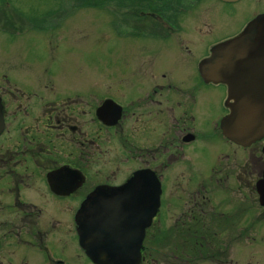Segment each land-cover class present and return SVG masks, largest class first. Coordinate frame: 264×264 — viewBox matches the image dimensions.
<instances>
[{"label": "flooded vegetation", "instance_id": "flooded-vegetation-1", "mask_svg": "<svg viewBox=\"0 0 264 264\" xmlns=\"http://www.w3.org/2000/svg\"><path fill=\"white\" fill-rule=\"evenodd\" d=\"M214 1L217 16L228 11L235 20L243 10L253 15L233 32L208 41L210 32L203 31L199 15L192 14L198 4L195 0H83V10L98 7L110 23L100 29L102 36L114 38L116 53L106 64L105 74L77 80L65 62V75L37 64L28 65L14 78L4 76L0 197L10 194L11 201L3 204L0 199V264H5L4 259L9 260L7 264H68L65 255L74 254L80 264H96L80 245L77 231L78 215L93 195L117 216L128 214L134 219L137 211L140 216H146V210L158 211L143 239L142 259L149 264L152 236L159 237L164 247L171 239L167 229L156 228L165 222L167 179L161 172L171 163L173 170L185 164L191 167L187 174L191 194L201 197L181 208L177 219L178 225L186 221L195 225L188 230L198 245L196 256L219 264H243L233 256L250 245L256 249L253 255L264 259V136L245 146L223 135L221 120L230 104L227 87L204 77L201 70L215 44L264 14L259 8L264 6L257 0ZM32 2L48 3L50 9L33 20V12L24 18L16 6H10H21L19 0H0V33L14 40L32 33H26L24 24H33V33L40 35L55 59L64 47L63 33L70 29L67 21L82 2ZM237 3H243L242 9L233 8ZM46 21L62 26L51 32ZM233 22L230 27L237 23ZM66 40L65 61L71 50ZM262 47L264 37L257 48L262 51ZM260 72L259 79L264 77V70ZM83 83L97 85L83 90ZM95 93L97 101L89 107ZM113 147L121 150L128 163L110 174ZM98 174L101 177L96 179ZM229 182L235 185L228 186ZM153 191L157 196L151 195ZM28 194L40 195V201ZM222 194L240 196V201L224 198V207L218 208L213 200ZM249 195L255 202H246ZM56 209L71 214L78 245L66 236ZM5 210L15 211L14 221L2 218ZM124 238L120 242L128 244ZM179 243L177 238L176 247ZM204 243L212 251H204ZM59 249L62 252L56 253Z\"/></svg>", "mask_w": 264, "mask_h": 264}, {"label": "rangeland", "instance_id": "rangeland-1", "mask_svg": "<svg viewBox=\"0 0 264 264\" xmlns=\"http://www.w3.org/2000/svg\"><path fill=\"white\" fill-rule=\"evenodd\" d=\"M21 6L15 4H10L11 7L16 6L18 11L22 14L24 18L27 16V12L31 11L35 15H33V20L39 19L38 13L43 12L47 9L48 3L43 2H32V0H19ZM198 2L197 5L192 9V14L199 15V27L206 31L207 33L210 32L208 36V41L213 39L218 35H223L229 32H233L236 27L238 28L242 22L253 15L251 12L244 13V10L238 14L237 18L234 20L231 18L228 11L226 12V16L224 14H217L214 12V8L217 6L214 0H195ZM259 1L260 5L264 6V0H257ZM82 5L76 13H74L70 20L67 21V26H70V29L67 30V33H63V36H66V39H69L70 43V53L66 57L64 52L67 46V40L63 38V45L64 47L61 48L59 54L55 59H52L48 52L45 50L44 45L41 42L40 35L33 33V24L26 23L24 27H28L26 33L32 32L28 35H25L20 38H16L11 40L6 34L0 33V94L3 91L2 85L4 82V76H19L20 72L24 68H28V65H37V64H46L49 66L54 73L65 75L63 70L65 67L66 62V69L68 70L69 74L74 75L77 80L85 79L90 76H100L101 74H105L107 72L106 64L113 59V55H116L112 43L114 42V38L112 39L110 36H102L101 35V28L105 26H110L107 19H104L103 11L99 10L98 7H86L83 10V0H81ZM245 4V2H244ZM240 5V6H239ZM239 7L242 9L243 3L234 4V7ZM263 8L264 7H259ZM50 9V7H48ZM191 9V8H190ZM217 9V8H216ZM219 10V9H218ZM218 10H215L218 12ZM110 10H106L105 13L108 14ZM207 16V17H206ZM42 17V15L40 16ZM206 17V18H205ZM228 18H230L228 20ZM228 20V21H227ZM65 21V22H66ZM230 21H237L235 26L230 27ZM64 22V23H65ZM47 27H51L50 31L57 32V29L62 26L60 23H49L48 21L45 22ZM227 23L229 24L228 28ZM234 23V22H233ZM41 23L35 26H40ZM31 29V30H30ZM56 29V30H55ZM24 31V32H25ZM23 33V32H22ZM70 35V36H68ZM207 36H205L206 39ZM204 39V41H205ZM21 41L22 46V56H20V48H18L17 43ZM201 41V40H200ZM203 41V42H204ZM207 41V42H208ZM13 44V47L10 45ZM20 43H18L19 45ZM204 46V45H203ZM122 53V52H121ZM123 54V53H122ZM122 63H126L125 61ZM83 75V77H81ZM12 85V84H10ZM93 85L97 84H90V83H83V90H91L93 89ZM107 85V84H103ZM97 93L91 95V99L89 100V107L91 106V102L97 101ZM99 99V98H98ZM88 107V108H89ZM91 109H93V104ZM202 110V109H201ZM192 124V123H191ZM194 126V124H192ZM4 128V124H3ZM3 130V129H2ZM218 143V142H217ZM113 152V165L108 170L110 174H114V170L121 171L122 165L128 163L126 160V156L121 152V150H116L111 148ZM185 158L188 159V156ZM102 161V158H100ZM173 163L169 164L167 168L162 169L161 173H164V176L167 179V185L165 188L164 194V223L156 226L157 229L165 228L168 231L169 242L165 245L166 247L162 246L163 244L159 243V237H153L151 240V253L152 257L149 260V264H219V261L216 259H212L209 257H198L196 256V251L198 249V245L192 237H190L191 232L190 229H194L195 225L190 222L186 221L183 224L178 225V216L180 214L181 208H184L187 204L194 203L195 197L197 199H201L200 196H194L191 194L193 191L192 186L188 183V173L191 172V167L188 165H184L182 167L177 166L176 168L171 169ZM234 162H232L230 167H233ZM182 168V169H181ZM101 174H98L95 178L99 179ZM235 182L232 184H228V186H234ZM188 186V187H186ZM190 187V188H189ZM197 191V190H195ZM1 196V195H0ZM29 198L34 199L35 201H40V195L34 196V194H28ZM4 199L0 197L3 201V204H7L11 201L10 194L2 196ZM252 196H248L246 202L252 203L255 202ZM226 202H234L235 199L237 202L240 201V196H230L223 195L216 196L213 200V203L217 205V207H224L225 201ZM230 198V199H229ZM13 199V198H12ZM223 201V202H222ZM202 202V201H201ZM209 207H211V203H208ZM188 207V205H187ZM14 210V208H11ZM15 211L12 213L8 211H4L5 218L10 221L15 220ZM55 216L60 219V225H65V234L71 240L74 239L73 245L77 244V239L75 232L70 224L71 214L69 211H63L62 209L55 210ZM165 224V226H163ZM211 228V227H210ZM189 229V230H188ZM213 230V228H212ZM210 230V231H212ZM153 232V231H152ZM181 233V236H179ZM210 233V232H208ZM153 234V233H152ZM160 233H158L159 236ZM178 238L179 244L176 247L175 240ZM157 239V240H156ZM52 241L55 244H59L58 239L56 237L52 238ZM72 244V243H69ZM162 244V245H161ZM204 251L209 252L208 245L204 243ZM210 248V247H209ZM202 250V249H201ZM247 250V251H246ZM246 250L237 253L238 256H233L234 258H238V261H242L243 264L245 262H252L253 264H260L263 262L258 253L253 255V252L256 250L254 246L248 245ZM212 251V249L210 250ZM62 250L59 249L56 253H61ZM252 253V254H251ZM199 255V254H198ZM57 256V255H56ZM201 256V255H200ZM68 260V264H80L75 258V254L73 256H66ZM6 260L5 264L9 261ZM259 262V263H258ZM145 264V263H143Z\"/></svg>", "mask_w": 264, "mask_h": 264}, {"label": "water", "instance_id": "water-1", "mask_svg": "<svg viewBox=\"0 0 264 264\" xmlns=\"http://www.w3.org/2000/svg\"><path fill=\"white\" fill-rule=\"evenodd\" d=\"M263 37L264 14L253 19L240 34L217 44L212 59L203 68L207 78L227 84L232 101L221 127L228 138L243 145L264 136V77L259 79L260 70H264V50L257 48ZM2 125L0 102V131ZM155 192L151 195L157 196ZM97 198L93 195L83 207V214H79L80 243L97 263L139 264L145 229L157 210H146V216L137 211L134 219L128 214L117 216ZM119 235L121 238H117ZM124 237L129 239L128 244L117 245Z\"/></svg>", "mask_w": 264, "mask_h": 264}, {"label": "bare ground", "instance_id": "bare-ground-1", "mask_svg": "<svg viewBox=\"0 0 264 264\" xmlns=\"http://www.w3.org/2000/svg\"><path fill=\"white\" fill-rule=\"evenodd\" d=\"M263 48V47H262ZM264 49V48H263Z\"/></svg>", "mask_w": 264, "mask_h": 264}]
</instances>
